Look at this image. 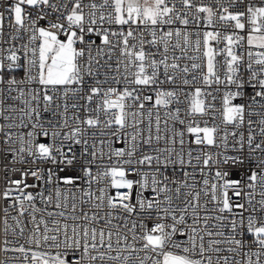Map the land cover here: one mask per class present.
<instances>
[{"label": "snow or ice", "instance_id": "obj_1", "mask_svg": "<svg viewBox=\"0 0 264 264\" xmlns=\"http://www.w3.org/2000/svg\"><path fill=\"white\" fill-rule=\"evenodd\" d=\"M0 264H264V0H0Z\"/></svg>", "mask_w": 264, "mask_h": 264}, {"label": "built area", "instance_id": "obj_2", "mask_svg": "<svg viewBox=\"0 0 264 264\" xmlns=\"http://www.w3.org/2000/svg\"><path fill=\"white\" fill-rule=\"evenodd\" d=\"M3 258V256L2 255H0V259H2Z\"/></svg>", "mask_w": 264, "mask_h": 264}]
</instances>
